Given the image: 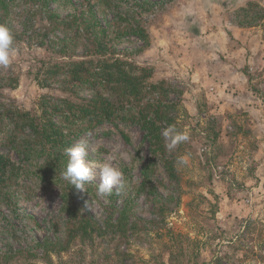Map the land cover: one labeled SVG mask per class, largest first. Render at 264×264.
Instances as JSON below:
<instances>
[{
    "label": "rangeland",
    "instance_id": "rangeland-1",
    "mask_svg": "<svg viewBox=\"0 0 264 264\" xmlns=\"http://www.w3.org/2000/svg\"><path fill=\"white\" fill-rule=\"evenodd\" d=\"M93 1L12 0L6 9L0 8V24L11 30L17 49L10 67L0 68V122L4 120L0 155L17 161V148L27 134L13 129L6 110L31 109L39 106L43 94H61V76H53L47 85L43 78L48 65L66 57L52 54L37 39L54 40L60 34L57 27H64L63 22L74 15L79 22L80 14L90 8L108 27L114 52L125 51L124 59L149 66L148 80L164 81L169 88L167 97L177 100L176 121L179 129L189 132L190 140L178 148L176 156H187L189 163L178 170L175 161L179 176L175 187L162 159L174 150L169 151L165 141L164 147L153 150L144 132L127 120L98 125L75 136L65 148L86 143L85 160L94 172L84 191L74 187L75 203L80 212L101 225L111 218L122 219L124 227L115 234L103 231L90 245L75 241L47 258L52 264H159L167 261L171 250L182 246L187 249L184 262L264 264V62L257 59L251 65L247 86L252 94L244 95L245 99L241 96L234 109L207 98L194 89L186 71H176L179 59L188 63L209 55L204 36L217 26V20H226L228 26L232 22L257 26L264 37V0H172L154 12L141 13L149 39L145 48L136 35L121 31L126 22L115 14L119 5L122 10L137 11L140 0ZM241 3L244 5L236 6ZM56 18L62 24L51 27ZM77 92L90 97L89 89ZM154 96L146 95L144 100ZM128 107L131 104L122 111ZM40 159L31 156L23 161L0 185V264H48L42 255L43 240L63 235L65 213L59 209L65 188L59 173L64 167L57 168L63 160L55 161L56 171L61 172L54 173L53 179L34 164ZM105 162L122 170L125 195H98ZM163 201L161 219L157 209ZM180 234L188 235L190 241L177 236ZM117 249L126 255L117 254Z\"/></svg>",
    "mask_w": 264,
    "mask_h": 264
},
{
    "label": "trees",
    "instance_id": "trees-1",
    "mask_svg": "<svg viewBox=\"0 0 264 264\" xmlns=\"http://www.w3.org/2000/svg\"><path fill=\"white\" fill-rule=\"evenodd\" d=\"M12 0H0V8L6 9ZM91 0H88L90 2ZM110 0H95L93 4H108ZM172 0H140L137 3L138 10H122L116 6L115 14L119 19L125 21L121 28L124 34L136 35L143 44L148 46L149 39L146 28L141 19V13L154 12V8L170 3ZM95 2V3H94ZM254 5L252 1L247 2ZM93 9V8H92ZM70 16L63 20L56 18L50 22V26H56L63 22L64 27H57L60 34L54 40L42 41L37 39V44L45 45L52 54L64 56L66 59L56 60L45 69L44 84H49L53 76H61V94L50 96L43 94L39 100V106L27 110L7 109L10 123L14 130L26 131V136L20 141L17 161L8 156L0 155V185L4 177L10 175L15 167L22 162L36 156L41 158L34 163L39 166L43 175L54 179V173L61 172L67 164L65 146L73 141L75 136L83 132H90L98 125H117L119 120H127L128 124L135 125L144 132L148 138L151 148L164 147V139L161 132L169 125H175L177 100L167 97L169 88L164 81L150 82L148 76L150 67L139 65L133 61L124 59L125 51L117 55L114 51L113 39L108 35V27L102 25L96 11L88 8L87 13L78 17ZM119 36V35H118ZM71 41V42H70ZM57 46L58 49H54ZM142 48V49H143ZM77 50L80 53H75ZM58 53H64L58 55ZM89 89L90 97L78 93L77 89ZM154 94L153 98L144 97ZM131 104L126 111L123 106ZM130 108V109H129ZM125 113L127 117L122 114ZM4 120L0 122V129L4 131ZM181 130V129H180ZM217 134H214L216 137ZM9 142H11L9 140ZM182 144L178 145L173 152L162 155L163 166L169 178L178 186L179 176L175 169L176 151ZM63 160V165H55L58 159ZM57 168L64 167L61 171ZM60 174V173H59ZM56 180V179H55ZM58 180V179H57ZM64 183L65 191L61 195V207L64 211L63 235L59 238L43 240V253L46 262L52 264L47 255L51 252L67 250L75 241L93 244L95 239L102 237L103 231L110 230L112 233L119 232L124 227L122 219L112 221L107 218L103 224H99L89 215L80 212L74 201V187L59 178ZM56 184V181H54ZM164 201L158 205L157 216H164ZM163 213V214H162ZM123 230H121L122 232ZM184 240L190 241L186 234L177 235ZM171 238L175 240L173 235ZM29 252V250H28ZM187 249L178 246L168 253L166 262L159 264H195L184 262L183 257ZM4 253V252H3ZM3 258L5 257L4 255ZM6 254V252H5ZM117 254L125 256L126 253L117 249ZM120 264H123L122 262Z\"/></svg>",
    "mask_w": 264,
    "mask_h": 264
},
{
    "label": "crops",
    "instance_id": "crops-1",
    "mask_svg": "<svg viewBox=\"0 0 264 264\" xmlns=\"http://www.w3.org/2000/svg\"><path fill=\"white\" fill-rule=\"evenodd\" d=\"M243 5L241 3L236 6ZM222 20L215 21L217 26L211 27L210 32L204 36L210 45L209 55L205 53L202 59L188 63L179 59L181 63L176 64V71L180 74L186 71L187 79L190 78L195 84L194 89L204 93L207 98L218 99L219 105L225 109H234L239 106L241 99H245L244 95L252 94L247 86L250 68L257 59L264 62V37L257 26H241L234 22L228 26L229 22Z\"/></svg>",
    "mask_w": 264,
    "mask_h": 264
},
{
    "label": "clouds",
    "instance_id": "clouds-1",
    "mask_svg": "<svg viewBox=\"0 0 264 264\" xmlns=\"http://www.w3.org/2000/svg\"><path fill=\"white\" fill-rule=\"evenodd\" d=\"M16 52L13 33L7 26L0 24V68H9ZM161 135L169 151L190 140L189 132L180 130L175 125H169L164 128ZM65 155L68 160L65 169L60 173L61 180L71 186H75L77 190L84 191L85 185L94 178L93 169L85 160L88 155V145L84 142L75 144L65 149ZM188 163L189 159L187 156H179L176 160V167L179 170ZM126 187L127 183L122 170L109 162H105L100 169L98 195L109 197L114 192L118 196L125 195Z\"/></svg>",
    "mask_w": 264,
    "mask_h": 264
},
{
    "label": "bare ground",
    "instance_id": "bare-ground-1",
    "mask_svg": "<svg viewBox=\"0 0 264 264\" xmlns=\"http://www.w3.org/2000/svg\"><path fill=\"white\" fill-rule=\"evenodd\" d=\"M104 126H107V125H104Z\"/></svg>",
    "mask_w": 264,
    "mask_h": 264
}]
</instances>
